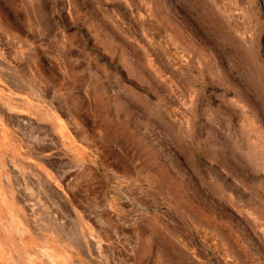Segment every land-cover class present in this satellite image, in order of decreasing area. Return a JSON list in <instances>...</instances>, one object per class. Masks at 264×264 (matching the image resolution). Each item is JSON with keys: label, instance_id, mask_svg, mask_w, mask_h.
<instances>
[{"label": "rangeland", "instance_id": "obj_1", "mask_svg": "<svg viewBox=\"0 0 264 264\" xmlns=\"http://www.w3.org/2000/svg\"><path fill=\"white\" fill-rule=\"evenodd\" d=\"M0 264H264V0H0Z\"/></svg>", "mask_w": 264, "mask_h": 264}]
</instances>
